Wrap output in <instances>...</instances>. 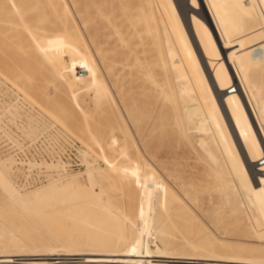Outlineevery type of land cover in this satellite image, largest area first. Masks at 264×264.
Returning a JSON list of instances; mask_svg holds the SVG:
<instances>
[{
  "label": "rangeland",
  "instance_id": "rangeland-1",
  "mask_svg": "<svg viewBox=\"0 0 264 264\" xmlns=\"http://www.w3.org/2000/svg\"><path fill=\"white\" fill-rule=\"evenodd\" d=\"M145 1L150 5H145L143 16L146 20L140 27L144 38L139 47L143 63L140 79L135 82V77L126 76L123 88L118 87L117 77L107 69L91 36L95 27L84 23L75 0H63L61 4L69 9L68 17L57 15L50 6L35 9L31 6L19 9L0 6V176L14 189L11 195L0 185V255L27 254L16 257L19 259L50 257L45 260L48 263L57 262L56 258H67L71 262L66 264H78L82 263L79 260L91 257L86 254L95 253L100 255L98 258L120 254L116 251L121 247H115V242L126 229L123 215H130L138 222L137 205H140L145 217L155 216L152 204H156L159 196L153 180L156 175L161 176V181L183 201V212L179 215L174 214L176 204L165 207L173 249L205 231L217 241L233 243L232 247L264 249L263 137L260 138L262 144L259 142L250 154L254 165L237 173H253V179L247 183V189L251 187L249 192L255 198L252 201L244 189L246 177L235 175L234 168L219 149L226 133L225 119L216 116L210 131L189 130L186 119L189 107L184 98V90H187L191 103L204 119L207 106L213 108L222 100L214 99L189 45L191 39L200 40L209 35L210 26L221 21L230 32L226 33L228 38L236 41L233 48L239 53L240 67L247 75H256L262 81V88L254 99L259 115L264 117V18L257 3L254 0H168L165 8L162 6L165 0ZM39 3L44 4V0ZM231 3L237 10L240 7L245 10L242 24L235 27ZM173 13L176 14L175 21H171ZM67 18L73 22L69 20L65 24ZM171 22L174 28L170 29ZM66 25L78 29L83 47L71 43L72 33ZM147 28L152 30L151 36L147 34ZM104 38L100 36L98 42L107 49ZM210 43L211 38L205 47L215 77L223 85L226 66ZM78 48L82 51L84 48L90 55L94 70L98 71L107 88H79L81 83L75 82L79 64L69 59L60 61V57L74 56ZM228 71L234 78L233 71ZM149 73L156 78L157 87L145 80ZM65 82L71 83L70 88H65ZM232 116L242 118L239 110ZM92 135L101 147L92 141ZM113 135L118 142L111 146ZM202 138L206 139V146L198 143ZM123 151L128 156L122 155ZM111 162L114 165L110 168L107 164ZM131 163L141 166L142 172L134 176L127 173L126 168ZM88 172H93L96 178L99 173L106 174L102 191L95 182L92 189L98 195L89 204L76 202L61 219L55 214L56 205L47 207L44 204L43 212L36 216L29 213L30 210L14 209L17 194L33 193L54 184L64 185L72 177L76 178L75 185L91 190ZM148 200L152 203L150 208L146 205ZM47 203L53 205L54 202L48 200ZM105 204H111V213L97 207ZM93 215L99 220L95 227L98 233L114 243L105 248L96 247L104 251L72 250L60 243L50 244L47 249L30 246L32 239L47 240L49 233L63 232L68 226L91 225ZM47 223L54 224L53 229L48 230ZM90 230L91 226L87 231ZM9 240L18 241L20 245L11 248ZM151 249H155L152 244ZM133 253L148 255L144 246ZM209 253H194L187 248L184 252H172L155 259L201 264L208 261L194 259L215 257L219 260L222 257L220 260H237L230 257L241 255L246 257L241 258L242 261H252L247 259L264 257L260 253L241 254L235 249L221 247L214 257ZM8 262L0 261V264L28 261Z\"/></svg>",
  "mask_w": 264,
  "mask_h": 264
},
{
  "label": "bare ground",
  "instance_id": "bare-ground-1",
  "mask_svg": "<svg viewBox=\"0 0 264 264\" xmlns=\"http://www.w3.org/2000/svg\"><path fill=\"white\" fill-rule=\"evenodd\" d=\"M166 1L168 0H165L162 3V6H165V8ZM254 1L257 3L256 4L254 2L257 5V9H259L261 13L260 15L263 19L264 0ZM62 2L63 0H44V4H40L39 0H0V6L13 9H19V7L28 6H31V8L34 9L39 8L38 6H44L45 8L50 6L55 10V12H57V15H64L65 17H68L70 11L66 6L61 5ZM75 4L77 5V9L81 17H83L82 19L84 23L90 26L91 28H93L92 26L95 27V29L93 28L94 30H92L93 33H91V36L96 42L99 53L104 57L103 59L106 62L107 69L111 71V73L114 74L115 77H117L116 82L118 87L123 88L125 78H127L126 76L135 77V82L139 81L143 65L140 58L139 47L143 45L144 39L142 33L143 31L140 30V27L146 20L143 16V11L146 10L145 5L147 7L149 2L145 0H75ZM231 7L233 18H235V24H233V26L235 27V25L242 24V19L245 14V10L242 7H240L239 10L235 9L234 3H231ZM173 16L174 18L171 21H175L176 19V14H174ZM69 20L67 18V20H65V24H68ZM70 21L73 22L72 19ZM171 24L172 25L169 27L170 29L172 27L174 28L173 22H171ZM68 27L69 26H67V28ZM210 27L211 33L209 35L200 40L191 39L189 41V45L193 55L197 60L198 66L202 69L203 73L207 78V83H209V86L211 87V93L214 99H216V97H219L222 100L219 105H214L213 108L207 106V115L204 119L203 117H201L200 112L197 111L191 103L190 92L184 90V98H186L185 102L188 104L189 107L186 116V119L188 120V129H196L205 132L210 131V124L213 122L216 116L219 119H225L224 124L226 133L224 134L223 139L221 140L219 149L224 154L227 163L234 168L232 171L236 172L235 175L237 177H246L247 180L243 181L245 187L244 189L248 191L249 197L252 201H254L255 198H253L252 193L249 192L251 190V187L249 190L247 189V183L248 181H251L253 179V173L247 172L244 175L237 173L241 171L244 172V170H247L254 165L255 161L250 158V154L254 151L256 146L259 145V142L262 144V142L260 141L262 137L264 139V117L259 115L258 108L255 102L256 100L254 99V97L260 92V89L262 88V81L258 79L256 75H247L240 67L238 61L239 53H237L238 51L234 50L233 48L234 43L236 41H231L226 35V33L230 32L226 30L225 24L219 21L217 23L212 24ZM69 30L72 33V35H70L72 40L71 43L76 46L78 45L83 47L84 45L81 40L82 37H80L78 29L74 26L73 29L69 27ZM146 30L147 34L149 35L150 33H153L150 28H147ZM99 33H101V35H99ZM213 34H215V37L213 36ZM100 36L105 37L104 44H107V49H104L102 44L98 42V38ZM209 38H211L212 41V43H210L212 49L221 55V58L224 60L223 62L226 66L227 74L225 76L222 75L223 70L222 72L220 71L223 77V85H221L215 77V72L211 65L212 60H210L209 54L207 53V48L205 47V44ZM248 38L253 39L252 37ZM256 43H259V40L256 41L255 44ZM218 44L221 45V48ZM82 49L83 51L79 48L75 50L74 56L71 55L70 57L69 54L68 58L60 57V61L62 59H69L70 61L73 60L77 62V64H79V66L77 65L76 67L77 73L79 74H77L78 77L76 78V81L74 80L75 82L81 83L79 88H107L105 82L102 80L98 71L96 69L94 70L93 61L91 60L90 55L86 54L84 48ZM52 50L54 51L53 48ZM222 50L225 55L223 54ZM118 55L121 56L117 59ZM228 67L235 74V79L231 76L233 74L229 73ZM146 76L148 77L145 79L146 81L150 82L156 87L158 86L156 78L152 75V73H149V75L147 74ZM131 80H133V78ZM70 85L71 83L65 82L64 86L65 88H68ZM95 96L96 98L100 97L97 95ZM216 100L214 101L216 102ZM238 110L242 114V118H233L232 115H234V113ZM206 124L208 125V127H206ZM90 137H92L91 139H93V142L95 141V143H97L101 147V143L98 139H96L95 135H92ZM195 140L197 141V139ZM89 142L91 141L89 140ZM117 142L118 139H116L115 135H113V139L110 142L111 146H114L115 144H117ZM198 143H200L201 146L207 145V141L204 138L199 139ZM262 146H264V140ZM121 149H123V147ZM122 155L128 156V153L123 151ZM107 165L111 168L113 167L114 162H111ZM126 170L127 173H130L131 176H134L142 172V167L138 164L131 163V165L126 168ZM94 175L95 174H93V172H88V179L90 182L91 190H86V188H82L79 185H75L76 178L72 177V180L64 185L54 184L38 189L33 193H27L24 195L17 194L16 201L14 200V209H16L17 211L30 210L31 212L29 213H32L34 216H36V214H40L43 212L42 208L44 204H46L47 207L56 205L57 209L55 214L59 215V218L61 219V217L68 215V211L71 210V208L75 205L76 202L86 201L87 204H89V202L94 199V196L96 194L98 195V193H94L95 191L94 189H92V186H94L95 182L99 185V191H102V183H104L106 174L99 173L98 178H96ZM160 177L161 176L159 175L153 177L156 189L159 193L156 204L150 203L149 200L148 203L146 202L147 206H149L150 204L154 205L155 210L153 209L152 213L155 216H148L149 218L145 217V215L142 213L144 208L140 205H137L139 206V215H137L138 222H135L134 217L130 215H123L126 229L124 233L122 232V234L118 236V239L115 242V247H121V250L116 251L120 254L110 255L112 256V258H98L97 256L100 255H97L95 253L86 254L90 255L91 257L85 258L83 261L79 260V262L82 263L78 264H188V262H180L176 260L155 259L161 258L163 255L171 254L172 252H184L187 248L194 251V253L207 251V253L210 252L209 254L212 253L211 256H213L215 251L220 247L224 249L232 248L235 249V251L240 252L241 254L244 252L264 254V249L261 248L255 249L242 245L232 247L231 245L233 243L229 245V243L217 241L212 238L209 231H205L203 234L197 236V238H195L194 240L187 241L186 244H184L183 246L176 247L175 249H173L172 245L174 241L171 239L172 235H170V232L168 231L169 224L165 207L170 208L172 204H176L174 214L179 215L181 214V212H183V201L180 199V196L174 195V193L170 191L169 187L161 181ZM145 180L146 183L150 182L149 178L146 176ZM175 181L178 182L177 180ZM10 184L8 183V180L6 181L4 177L0 176V185L2 186L3 190L6 191V193L8 194L13 195L12 193L14 189ZM252 187H256V184H252ZM239 191H241V189ZM48 200H53V205H48ZM36 206H38L40 209L38 210ZM97 207L104 209L105 212L108 211V213H111V204L98 205ZM148 208H150V206ZM149 213L151 212L149 211ZM98 223V218L93 215L91 225L87 224L86 226H68L63 232L56 231V233H49L47 240L32 239L29 243L30 246H42L46 247V249L48 246H50V244L60 243L63 244L65 247L71 248L72 250L90 249L95 250L97 252H101L104 250L98 249L96 247L103 246L105 248L106 245H113L114 243L111 242L110 238L102 236L100 235V233H98L99 231H97L95 228ZM46 225L48 227V230L53 229L54 224L47 223ZM90 226L92 230L87 231ZM81 229L84 230L82 231ZM8 243L11 248H17L20 245L18 241L12 242L11 240H9ZM151 244L155 246V249H151ZM141 246L145 247V250L148 255L138 256L133 253L136 248ZM50 252L52 251L50 250ZM26 255L27 254H21L15 255L13 257H6L4 255H0V258H2L0 261H10V263L20 260L28 261L27 263L20 264H66L71 262L66 260L67 258H56L57 262L53 263L45 262V260H50V257L48 259L16 258ZM170 258L174 259V257L172 256ZM179 258L194 259L187 257ZM220 258L219 260H216L215 257L213 259L195 258L194 260L208 261L207 263L201 264H211L209 262H218L219 264V262L221 261L223 262L222 264H264V257L247 259H250L252 261H242V259L246 257H243L241 255L231 256L230 258L237 259H230L231 261L222 259L220 260ZM165 259L168 258L166 257ZM62 260H64L65 262H62Z\"/></svg>",
  "mask_w": 264,
  "mask_h": 264
}]
</instances>
